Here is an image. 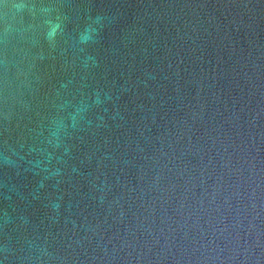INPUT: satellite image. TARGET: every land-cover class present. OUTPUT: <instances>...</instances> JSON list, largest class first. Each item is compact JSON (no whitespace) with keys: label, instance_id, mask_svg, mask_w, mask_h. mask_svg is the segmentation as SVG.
I'll return each instance as SVG.
<instances>
[{"label":"water","instance_id":"water-1","mask_svg":"<svg viewBox=\"0 0 264 264\" xmlns=\"http://www.w3.org/2000/svg\"><path fill=\"white\" fill-rule=\"evenodd\" d=\"M0 264H264V0H0Z\"/></svg>","mask_w":264,"mask_h":264}]
</instances>
